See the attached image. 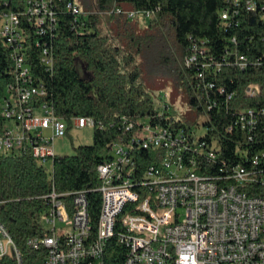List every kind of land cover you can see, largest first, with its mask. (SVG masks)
Listing matches in <instances>:
<instances>
[{
  "label": "built area",
  "instance_id": "1",
  "mask_svg": "<svg viewBox=\"0 0 264 264\" xmlns=\"http://www.w3.org/2000/svg\"><path fill=\"white\" fill-rule=\"evenodd\" d=\"M220 11L226 27L239 26L243 12L259 14L264 21V0H223ZM111 12L130 19L148 20L151 9H126L116 4ZM68 13L81 21L89 11L75 0H0V154L31 152L47 163L57 155L52 145L67 133L66 120L57 116L43 81L36 77L30 48L46 70L54 68L53 49L60 35V16ZM77 24L74 22L73 29ZM252 37H250L251 39ZM234 50H226L241 69L264 65V52L253 59L241 52L232 35ZM187 64L197 60L191 48ZM225 58V57H224ZM216 73L222 63H204ZM199 76H204L201 70ZM207 87H215L213 80ZM225 100L234 98L225 86H216ZM261 83L246 86L249 96L261 93ZM210 107L218 105L213 98ZM163 114V112H161ZM134 131L111 144L114 154L98 169L102 196L96 234L93 235L87 189L45 195L50 211L45 223L52 234L33 236L28 245L45 247L46 264H106L107 241L114 235L127 248L125 264H264V106L240 110L225 127L236 128L242 139L234 156H221L219 137L197 128L162 125L154 116L131 121ZM73 125L103 128L102 120L75 116ZM141 150H150L143 166ZM71 197L68 204L66 197ZM64 223L63 228L58 223ZM12 255L25 264L21 250L0 220V259Z\"/></svg>",
  "mask_w": 264,
  "mask_h": 264
},
{
  "label": "trees",
  "instance_id": "2",
  "mask_svg": "<svg viewBox=\"0 0 264 264\" xmlns=\"http://www.w3.org/2000/svg\"><path fill=\"white\" fill-rule=\"evenodd\" d=\"M89 11L81 21L68 13L60 16V35L54 44V68L46 70L38 59L39 49L30 48V63L36 77L47 89L44 101L54 113L66 120L68 130L75 116H92L103 121L95 128L92 144L80 145L73 155H56L49 171L31 152L0 154V220L21 250L25 264H46L45 247L28 245L33 236L52 234L45 223L50 203L45 199L53 189L59 193L89 190V212L93 235L96 234L102 196L99 165L111 155V144L124 141L134 134L126 128L125 118L134 121L154 116L171 128L188 127L168 111H162L147 90L146 82L155 76L169 78L182 88L194 110L206 111L209 135L219 137L221 156L236 159L235 144L242 139L236 128L232 133L225 127L232 123L241 109L264 106V65L241 69L226 50H234L232 35L241 52L253 59L264 52V21L259 14L243 12L239 26L226 27L220 11L223 0H75ZM124 2L132 9L155 11L148 20L130 19L126 13L111 12ZM74 22L76 29L72 28ZM250 37H252L250 39ZM192 47L197 52L191 65L186 59ZM225 57V58H224ZM222 66L218 72L204 63ZM83 62L88 74L80 71ZM204 76H199L200 71ZM213 80L215 87H207ZM261 83V93L249 96L246 86ZM235 91L234 98L225 100L216 86ZM3 84H0V90ZM213 98L218 105L210 107ZM163 112V114H161ZM143 166L150 162V150H141ZM68 204L71 197H66ZM128 248L117 235L106 243L103 259L106 264H125ZM0 264H17L12 255L0 259Z\"/></svg>",
  "mask_w": 264,
  "mask_h": 264
},
{
  "label": "rangeland",
  "instance_id": "3",
  "mask_svg": "<svg viewBox=\"0 0 264 264\" xmlns=\"http://www.w3.org/2000/svg\"><path fill=\"white\" fill-rule=\"evenodd\" d=\"M124 7L129 9L131 5L124 2ZM79 68L82 74H88L83 62H80ZM146 84L152 99L162 111L173 114L188 127L197 128L199 133L205 131L208 114L206 111L200 112L192 109L188 103L187 93L182 88L174 85L169 78L162 76H155L149 79ZM94 132L95 128L93 126L81 128L73 125L64 137L56 138L52 145L57 155H73L76 153L78 146L93 143ZM109 154L113 155L114 150L111 149ZM43 165L49 171H52V160L43 163ZM58 227L63 228L64 223L59 222Z\"/></svg>",
  "mask_w": 264,
  "mask_h": 264
}]
</instances>
